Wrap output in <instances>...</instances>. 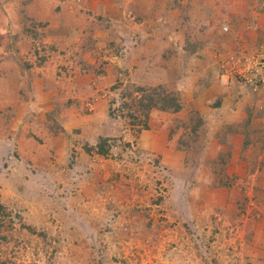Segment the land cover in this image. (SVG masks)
<instances>
[{
	"label": "rangeland",
	"instance_id": "rangeland-1",
	"mask_svg": "<svg viewBox=\"0 0 264 264\" xmlns=\"http://www.w3.org/2000/svg\"><path fill=\"white\" fill-rule=\"evenodd\" d=\"M261 57L264 0H0V264H264Z\"/></svg>",
	"mask_w": 264,
	"mask_h": 264
},
{
	"label": "trees",
	"instance_id": "trees-1",
	"mask_svg": "<svg viewBox=\"0 0 264 264\" xmlns=\"http://www.w3.org/2000/svg\"><path fill=\"white\" fill-rule=\"evenodd\" d=\"M92 34L90 33L88 35V39H86V46L88 48L91 47V49H93V44H94V40L91 39ZM91 36V37H90ZM193 46V48L196 46L193 45V43H190V41L187 42L185 49H191V47ZM136 91H138L139 93H141V97L139 99H133L131 100V102H125L122 104L124 110H127V115L128 118H130V122H139L141 125V129L139 130H148V125H147V119L149 116V113L154 110V109H159L162 110L164 112H169V113H176L181 109V105H180V97L179 95H177L176 93H173L172 91H165L163 89V87H159L158 89H152L151 87H144V86H136ZM126 95V94H124ZM128 97V95H127ZM134 106L135 112L136 113H132L130 112V110H132V106ZM134 111V110H133ZM264 110H260L259 115H263ZM143 116V119L141 121V119L139 120L137 118V116L141 115ZM197 115V114H196ZM247 117L246 120L243 122V129L250 128L251 122H252V116H253V109L252 108H248L247 111ZM196 117V116H195ZM204 120L202 118H198V122L202 123ZM189 123H190V118H189ZM189 126V124L186 122L184 123V127L187 128ZM191 128V127H190ZM194 126L191 128L192 131H194ZM253 128H250L249 130H240V125H232V127H230L229 129V134H234L235 132H239V133H243L245 135V140H247L245 142V144L247 145V143L250 140V137H252V135L250 134L251 132H253L252 130ZM227 132V131H226ZM228 133V132H227ZM255 133V132H253ZM228 134V135H229ZM189 135V134H188ZM193 136H195L194 134H192ZM220 141L223 140L224 138H227L222 136L221 134H218ZM106 139L101 140L96 146H94V148H91L92 150H96V152L99 155H105L108 152V147L106 144ZM262 144L264 145V140H262ZM229 156V154L227 155ZM222 160H220L218 162L217 165H215L213 167L212 173L215 175V179L217 180H213V184H211L212 187H221V188H230L232 186V183L235 181V178L233 177H228L226 175H224V168L222 166H220V164ZM214 164V163H213ZM258 196H262V198H264V191H259L256 190L255 192V198H257ZM0 215L2 218V223L5 222L4 217L6 216L4 214V207L0 204Z\"/></svg>",
	"mask_w": 264,
	"mask_h": 264
},
{
	"label": "built area",
	"instance_id": "built-area-1",
	"mask_svg": "<svg viewBox=\"0 0 264 264\" xmlns=\"http://www.w3.org/2000/svg\"><path fill=\"white\" fill-rule=\"evenodd\" d=\"M251 60H252L251 64L253 63V65H252L253 67L252 66L249 67V70L257 71V67L258 68H263L264 67V57H261V59H259V60H257V59L256 60L255 59H251ZM252 82H253V80H252Z\"/></svg>",
	"mask_w": 264,
	"mask_h": 264
}]
</instances>
